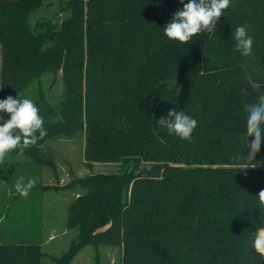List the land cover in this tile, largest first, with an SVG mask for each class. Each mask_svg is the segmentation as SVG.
I'll use <instances>...</instances> for the list:
<instances>
[{"label": "trees", "instance_id": "obj_1", "mask_svg": "<svg viewBox=\"0 0 264 264\" xmlns=\"http://www.w3.org/2000/svg\"><path fill=\"white\" fill-rule=\"evenodd\" d=\"M44 3L0 0V100H33L48 130L23 156L53 168L47 144L84 136L89 167H122L74 178L82 191L68 223L86 233L53 264H71L93 232L122 248L121 264H264L253 248L264 226V140L254 161L243 140L245 105L264 94L244 83L246 75L264 82L250 70V61L264 67V0H231L216 31L188 44L163 33L179 0H68L67 20L31 24ZM243 25L254 40L249 57L235 50L233 31ZM46 75L61 76L57 103L41 90ZM171 110L197 120L191 142L157 124ZM96 210L98 223L89 219ZM6 223L0 264H43L42 245L13 242Z\"/></svg>", "mask_w": 264, "mask_h": 264}, {"label": "rangeland", "instance_id": "obj_2", "mask_svg": "<svg viewBox=\"0 0 264 264\" xmlns=\"http://www.w3.org/2000/svg\"><path fill=\"white\" fill-rule=\"evenodd\" d=\"M67 2L45 0L43 7L32 16L31 24L42 19L56 23L67 20L71 16V11L66 8ZM218 58V55H211L212 61ZM1 65L0 45V74ZM250 70L254 74H264L263 65L252 61ZM60 77L54 79L52 75H46L42 79L41 90L53 104L60 101L64 91ZM34 90L32 86L27 96ZM0 116L5 120L9 118L7 113H0ZM85 141V137L80 136L49 142L47 145L53 156V168L45 164H34L30 158L12 152L0 164V218L3 217L7 226L15 229L16 241L38 242L42 245L45 254L43 264H53L54 258L68 250L73 241H80L83 233H86L83 226L73 227L68 223V208L82 191V188L75 187L74 178L117 173L122 168L116 163H97L89 167L84 157ZM21 176L25 182L29 179L37 181L27 198L20 196L15 189V182ZM102 215V212L96 210L90 214L89 219L98 223ZM90 241L93 242L86 244L71 264H121L122 248L112 239L100 237L93 232Z\"/></svg>", "mask_w": 264, "mask_h": 264}, {"label": "clouds", "instance_id": "obj_3", "mask_svg": "<svg viewBox=\"0 0 264 264\" xmlns=\"http://www.w3.org/2000/svg\"><path fill=\"white\" fill-rule=\"evenodd\" d=\"M183 4L172 19L164 26L163 33L169 41H178L181 44H188L198 34H211L216 31L217 22L228 9L231 0H179ZM236 41V51L242 56L249 57L253 54L254 40L247 33V26H238L233 31ZM244 83L251 85L254 89L264 88V82L254 81L250 75L244 77ZM3 88V81H0V90ZM241 94L246 95L247 89L241 88ZM247 112L246 134L243 137L244 146L250 149L246 159L254 161L256 154L261 149L264 140V94H260L257 102L245 105ZM0 113H7L9 118L0 116V164L5 161L6 155L15 149L23 155L24 149L36 145L48 135L44 126L45 121L39 114V109L33 100L11 95L0 100ZM157 124L167 130L169 135L178 137L182 141L191 142L194 130L198 122L193 116L186 114L183 110H171L168 117H161ZM249 137L253 139L249 141ZM255 167L254 163L247 164ZM37 181L29 179L25 182L23 176L15 182L16 192L27 198L35 187ZM259 208H264V189L258 193ZM253 248L256 253L264 257V226L258 227L253 233Z\"/></svg>", "mask_w": 264, "mask_h": 264}, {"label": "crops", "instance_id": "obj_4", "mask_svg": "<svg viewBox=\"0 0 264 264\" xmlns=\"http://www.w3.org/2000/svg\"><path fill=\"white\" fill-rule=\"evenodd\" d=\"M31 218V217H30ZM0 223L1 224H5L6 222H5V219L3 218V217H1L0 218ZM15 230V229H14ZM16 237H17V235H16V232H14V236H13V242H18V241H16ZM19 243H28V242H19Z\"/></svg>", "mask_w": 264, "mask_h": 264}]
</instances>
